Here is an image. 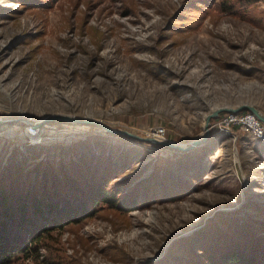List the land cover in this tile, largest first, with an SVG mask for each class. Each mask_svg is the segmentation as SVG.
Returning <instances> with one entry per match:
<instances>
[{
    "label": "rangeland",
    "instance_id": "obj_1",
    "mask_svg": "<svg viewBox=\"0 0 264 264\" xmlns=\"http://www.w3.org/2000/svg\"><path fill=\"white\" fill-rule=\"evenodd\" d=\"M243 102L264 111V0H0V180L65 187L78 166L111 162L132 186L180 195L103 210L11 264H201L198 248L224 232L262 237L264 143L243 130L177 151L47 122L148 137L162 126L188 144L215 107Z\"/></svg>",
    "mask_w": 264,
    "mask_h": 264
},
{
    "label": "trees",
    "instance_id": "obj_2",
    "mask_svg": "<svg viewBox=\"0 0 264 264\" xmlns=\"http://www.w3.org/2000/svg\"><path fill=\"white\" fill-rule=\"evenodd\" d=\"M224 114L213 119L212 124ZM238 129L236 127L234 132ZM78 170L77 175H69L65 187L61 181L55 185L48 181L38 185L32 181L23 184L5 178L0 180V264H11L20 254L32 258L42 246L56 247L57 242L55 246L51 239H46L52 232L84 222L103 210L127 214L180 196L168 190L173 187L170 183L164 185L162 192L147 182L145 186L143 182L132 186L136 178L119 179L122 169L111 162L106 165L86 162L85 166H78ZM71 171L65 170L59 176ZM10 178L15 179V176L10 175ZM235 231L224 232L219 240L199 247L197 255L202 257L201 264H264V235L259 237L252 226Z\"/></svg>",
    "mask_w": 264,
    "mask_h": 264
},
{
    "label": "water",
    "instance_id": "obj_3",
    "mask_svg": "<svg viewBox=\"0 0 264 264\" xmlns=\"http://www.w3.org/2000/svg\"><path fill=\"white\" fill-rule=\"evenodd\" d=\"M244 111H249L255 114L262 122H264V111L252 103L243 102V103L238 104L237 106H232V105L218 106V107H215L210 113L206 114L205 116V124H204L205 134L193 140L192 142L188 144H181V143L170 141V140H160L155 137L141 136L139 134H136L128 130L112 128L104 124L103 122L99 120H95V119H80V118L70 117L67 115H56V116H52L49 119H47V122L71 121V122L79 123L82 125H95V126H98L104 129L109 134L127 137L135 141L149 143L157 147H165V148H170V149L177 150V151H189L198 146L205 144L208 141L209 136L211 134V130H212V120L213 119H217L222 113H238V112H244ZM40 124L42 123L34 124V127L41 126Z\"/></svg>",
    "mask_w": 264,
    "mask_h": 264
},
{
    "label": "built area",
    "instance_id": "obj_4",
    "mask_svg": "<svg viewBox=\"0 0 264 264\" xmlns=\"http://www.w3.org/2000/svg\"><path fill=\"white\" fill-rule=\"evenodd\" d=\"M236 127L243 130L255 140L264 143V122L249 111L226 113L212 124V130L214 132L220 134L226 133L232 137H236L234 133ZM29 134L36 135L37 130L34 127H31L29 129ZM149 136L160 140H168L167 131L162 126L151 129Z\"/></svg>",
    "mask_w": 264,
    "mask_h": 264
},
{
    "label": "crops",
    "instance_id": "obj_5",
    "mask_svg": "<svg viewBox=\"0 0 264 264\" xmlns=\"http://www.w3.org/2000/svg\"><path fill=\"white\" fill-rule=\"evenodd\" d=\"M250 136V135H249ZM251 137V136H250ZM252 139H254L253 137H251ZM255 140V139H254ZM257 143H258V141L257 140H255Z\"/></svg>",
    "mask_w": 264,
    "mask_h": 264
}]
</instances>
